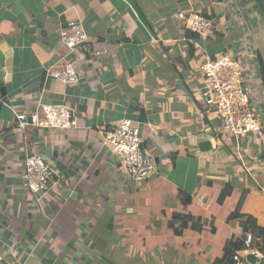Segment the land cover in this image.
I'll return each mask as SVG.
<instances>
[{"label": "crops", "instance_id": "0c3cea01", "mask_svg": "<svg viewBox=\"0 0 264 264\" xmlns=\"http://www.w3.org/2000/svg\"><path fill=\"white\" fill-rule=\"evenodd\" d=\"M180 11L211 18L214 36L193 35ZM70 20L104 51L78 62L77 83L51 74ZM225 52L250 72V107L264 122V19L252 0H0V264H214L248 217L264 261V143L222 132L200 99L198 66ZM43 104L69 107L75 126L19 125L17 113L41 118ZM123 118L156 165L141 183L101 145ZM33 155L51 168L41 195L21 187ZM174 213L201 228L175 235Z\"/></svg>", "mask_w": 264, "mask_h": 264}, {"label": "built area", "instance_id": "2783aa9c", "mask_svg": "<svg viewBox=\"0 0 264 264\" xmlns=\"http://www.w3.org/2000/svg\"><path fill=\"white\" fill-rule=\"evenodd\" d=\"M177 19L187 30L203 39L214 36V23L209 17L197 12L180 11ZM59 41L66 48L60 67L51 74L63 83H77L81 72L79 61L86 54L102 55L103 50H92L88 37L80 22L70 20L60 26ZM79 50V51H78ZM231 51V50H230ZM232 52H225L208 59L198 66L201 76L200 99L205 113H212L219 122L220 130L238 139L251 134L264 143V122L257 118L250 107V72L242 60ZM38 112L17 113L22 127L25 124L43 126L50 129L67 130L75 126L72 110L65 105L43 104ZM139 126L128 118H123L104 131L101 145L115 157L129 184L141 183L156 172L152 157L141 150ZM51 168L39 155L27 158L21 173V187L31 194H44L48 189ZM202 204V202L200 203ZM242 249L236 250L229 264H260L263 255L254 247L253 236L244 231L240 237ZM252 255L258 262L251 263L246 255Z\"/></svg>", "mask_w": 264, "mask_h": 264}, {"label": "trees", "instance_id": "16d2710c", "mask_svg": "<svg viewBox=\"0 0 264 264\" xmlns=\"http://www.w3.org/2000/svg\"><path fill=\"white\" fill-rule=\"evenodd\" d=\"M254 6L256 7L257 12L260 16L264 19V0H252ZM195 35V34H193ZM196 36V35H195ZM229 193V191H221L218 201H222L223 198ZM190 199L184 198L182 199L183 204L189 203ZM243 202V197H241L238 201V204L234 210L229 215V218L239 217L240 216V208ZM243 225V232L248 231L253 236V241L256 240L257 237L261 234V228L257 226L255 220L251 217H248L244 222ZM168 228L172 230V232L179 236L182 234L184 229L191 228L195 230H199L201 228L200 218L194 217L192 215H184L179 213H174L171 219L167 223ZM242 249V242L240 239H231L228 240L223 248V257L218 259L214 262V264H229L234 251ZM260 264H264V261Z\"/></svg>", "mask_w": 264, "mask_h": 264}, {"label": "water", "instance_id": "95a60500", "mask_svg": "<svg viewBox=\"0 0 264 264\" xmlns=\"http://www.w3.org/2000/svg\"><path fill=\"white\" fill-rule=\"evenodd\" d=\"M208 145H209V143L208 142H201L200 143V147H208ZM246 260L248 261V262H251V263H254L257 259L254 257V256H252V255H250V254H248V255H246Z\"/></svg>", "mask_w": 264, "mask_h": 264}, {"label": "rangeland", "instance_id": "374dc122", "mask_svg": "<svg viewBox=\"0 0 264 264\" xmlns=\"http://www.w3.org/2000/svg\"><path fill=\"white\" fill-rule=\"evenodd\" d=\"M219 128H220V125H219Z\"/></svg>", "mask_w": 264, "mask_h": 264}]
</instances>
